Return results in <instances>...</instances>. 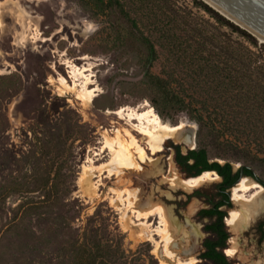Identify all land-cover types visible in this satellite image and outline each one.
<instances>
[{
    "label": "rangeland",
    "instance_id": "374dc122",
    "mask_svg": "<svg viewBox=\"0 0 264 264\" xmlns=\"http://www.w3.org/2000/svg\"><path fill=\"white\" fill-rule=\"evenodd\" d=\"M121 2L138 27L117 10L102 12L97 0H0V264H77L84 248L97 256V264H177L167 255L164 236L151 231L161 224L160 216L137 220L129 201L139 209L166 210L175 238L169 247L181 254L180 260L212 264L199 256L208 219H200L198 212L208 205L193 193L214 194L222 178L192 191L171 187L166 179L171 162L188 177L176 161L175 147L182 154L193 147L189 127L177 132L181 143L170 139L152 154L150 137L115 113L123 107L144 110L146 101L153 106L144 84L146 51L139 36H149L155 22L166 25V0L156 5L151 0ZM169 5L178 12L180 36L193 42L194 29L204 28L209 48L217 52L213 45L222 47L226 65L232 46L246 54L247 47L256 51L254 68L264 67V54L217 24L194 0H169ZM76 66L89 67L93 76L88 86L100 88L91 102L83 98L86 78ZM239 67L248 66L242 62ZM172 70V60L160 52L152 71L164 75ZM185 89L189 98L202 93L190 84ZM154 109L171 125L194 124L197 146L198 125L186 112L162 116ZM116 136L130 146L142 169L120 165L109 149L100 152L104 138ZM133 137L150 159L142 162L131 145ZM228 157L212 155L211 160H229L233 170L249 163L264 181V163L252 158L264 155ZM263 221L264 215L236 235L235 245L252 250L253 260L264 259ZM151 233L154 239L148 240Z\"/></svg>",
    "mask_w": 264,
    "mask_h": 264
},
{
    "label": "trees",
    "instance_id": "16d2710c",
    "mask_svg": "<svg viewBox=\"0 0 264 264\" xmlns=\"http://www.w3.org/2000/svg\"><path fill=\"white\" fill-rule=\"evenodd\" d=\"M151 1L156 5L158 0ZM194 1L217 24L228 26L232 32L256 47L259 55L264 54V45L259 44L251 33L226 19L202 0ZM97 5L102 12L117 10L130 17L121 0H97ZM178 19V12L166 0V25L161 21L155 22L149 36L140 34L138 40L146 51L144 84L149 91L151 103L162 116L171 111L186 112L198 125L196 148L182 154L180 147H175L176 161L181 169L188 177L217 170L224 178L216 184L214 194L207 195L196 190L193 195L203 198L208 205L198 212L200 219H208L204 225L208 236L203 241L205 250L200 257L213 264H232L226 252L224 253L227 241L231 238L225 224L226 208L233 207L232 193L228 190L239 182L241 173L254 177L263 186L264 181L256 175L249 163L242 164L233 172L229 160L224 163L223 160H211V156L229 159L228 155H264V67L254 68V64L258 62L255 58L258 57L256 51L247 47L246 54L238 52L232 46L227 50L230 64L226 65L221 59L222 47L214 44L217 52L209 48L204 28L194 29L197 40L192 42L177 33ZM131 21L138 27L134 19ZM160 52L166 53L173 63V70L164 75L152 71ZM242 62L248 66L246 70L239 67ZM180 71L182 78L176 73ZM187 84L202 93L199 92L197 96L191 93L190 98L187 97ZM252 158L264 163L262 157ZM78 258L77 264L98 263L97 256L85 248Z\"/></svg>",
    "mask_w": 264,
    "mask_h": 264
},
{
    "label": "bare ground",
    "instance_id": "6f19581e",
    "mask_svg": "<svg viewBox=\"0 0 264 264\" xmlns=\"http://www.w3.org/2000/svg\"><path fill=\"white\" fill-rule=\"evenodd\" d=\"M203 1L236 24L251 31L238 21L225 14L209 0ZM254 34L256 35V37L261 39L262 42H264V38L260 37L256 33ZM68 66L71 67L72 65L69 64ZM74 70L79 75L86 78L83 98L85 101L91 102L95 96L99 95L100 88H91L90 86H88V84L92 82L91 77L93 76L91 73H87L88 71H90V68L76 66ZM59 81L60 83H66V80L64 78H59ZM143 106L146 108L141 111L131 107H123L122 109L115 111V113L120 114L121 118H124V115L127 116L129 118V122L131 121L135 127H138L137 130L140 133L150 137V141L148 144L149 149L152 151V154L162 151L164 144L167 143L170 139H174L177 143H181L182 139L177 135V132L180 129L185 128L186 126H188L190 129V138L188 141L193 146L191 149H194L196 147V126L194 124L187 125L183 122L179 123L178 125H171L169 123H166L162 119V117L157 113L154 107L149 104L148 101H146ZM134 121H137V123H135ZM117 132L120 133L119 130H117ZM112 138L113 140H110L107 137L104 138V140L102 141V146L100 147V152L109 149L113 155L114 160L120 165L129 167H135L138 165L140 168L143 167L140 163H136L134 153H132L130 146L125 144L122 138H120L119 136ZM131 145L136 149L137 153H139V157L142 162L146 161V159L149 158L147 148L144 147L137 138L133 137ZM96 154H99V152H96ZM113 173L114 172H110L109 174L112 175ZM166 179L168 180L171 187L173 186L175 188L179 186L184 190L192 191L193 189L200 187L205 183L221 179V176L218 175L215 171H206L199 176L182 177L178 173L174 163L171 162L169 175H166ZM230 191H232V201L234 203V207L229 209L228 216L226 217V223L235 235H233L229 240L232 245L230 247H227L226 254L230 258L236 257L242 262V264H264V259L259 258L258 260H253L252 250H243L242 248H239L235 245L236 238L238 240V237H236V235L241 233L242 230L250 228L260 216L264 215V187L261 186L253 177L243 176L239 180V182L231 188ZM128 206L130 208L129 210H131V213L136 217L137 220H146L151 216L159 215L161 227H159V225L158 227L153 228L151 231L155 234H162L164 236V239H166L167 255L169 257H172L177 264L193 263V261L183 262L182 260H180V258H182L181 254L178 251H173L170 249L169 246L175 241V238L172 235V230L170 231L169 228L170 221L168 219L166 210L162 206H160L159 208L153 207L147 209H139L137 205H135L134 202L131 201H129ZM163 226H166L165 229L163 228ZM173 233L174 235H176L175 231ZM152 235L153 234L151 233L147 237V239H154L152 238Z\"/></svg>",
    "mask_w": 264,
    "mask_h": 264
},
{
    "label": "water",
    "instance_id": "95a60500",
    "mask_svg": "<svg viewBox=\"0 0 264 264\" xmlns=\"http://www.w3.org/2000/svg\"><path fill=\"white\" fill-rule=\"evenodd\" d=\"M209 1L213 3L216 7H218L221 11H223L225 14H227L234 20L238 21L239 23H241L242 25H244L245 27H247L257 35H259L260 37L264 38V0H209ZM253 32L251 33L254 36L255 34ZM259 40L261 41V39ZM209 171H215L218 175H220L216 170H209ZM242 177L243 175H241L240 178ZM255 180L261 186H263L257 179Z\"/></svg>",
    "mask_w": 264,
    "mask_h": 264
},
{
    "label": "flooded vegetation",
    "instance_id": "af4514ba",
    "mask_svg": "<svg viewBox=\"0 0 264 264\" xmlns=\"http://www.w3.org/2000/svg\"><path fill=\"white\" fill-rule=\"evenodd\" d=\"M183 154H187V153H183ZM220 163H221V162H220ZM223 164H224V163H223ZM238 169H239V168H237L236 170H235V169H234V170L232 169V170H233V172H236ZM216 171H217V170H216ZM217 172H218V171H217ZM218 173H219V172H218ZM241 175H243V174L241 173ZM220 176H221V178H222L220 182H222L224 178H223V176H222L221 174H220ZM243 176H246V175H243ZM240 177H241V176H240ZM251 177H252V176H251ZM240 179H241V178H239V180H240ZM239 180H238V181H239ZM220 182H219V183H220ZM235 184H236V183H235ZM235 184H234V185H235ZM234 185H232L231 188H232ZM231 188H230V189H231ZM230 189H229V190H230ZM229 190H228V191H229ZM230 193H231V191H230ZM231 202H232V195H231ZM232 204H233V202H232ZM231 208H232V207H231ZM226 210H227V216H228V210H229V208H226ZM227 216H226V217H227ZM226 217H225V224H226V226H227V223H226ZM227 229H228V227H227ZM259 229H260V232L262 233V235H264V221L261 222V223L259 224ZM228 232L230 233V237H231V232H230L229 230H228ZM228 240H230V239H228ZM227 247H228V241H227ZM227 247H226V248H227ZM226 248H225V249H226ZM225 249H224V253L226 252ZM204 250H205V249H204V247H203V250L200 252V254H201ZM200 254H199V256H200ZM225 254H226V253H225ZM227 257H228V256H227ZM200 258H201V257H200ZM201 259H202V258H201ZM202 260H204V259H202ZM206 261H208V260H206ZM212 264H213V263H212Z\"/></svg>",
    "mask_w": 264,
    "mask_h": 264
}]
</instances>
